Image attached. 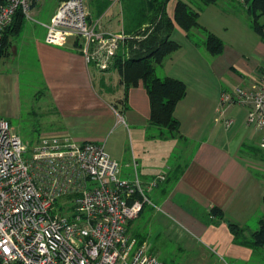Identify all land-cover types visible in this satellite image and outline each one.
I'll return each mask as SVG.
<instances>
[{
  "label": "crops",
  "instance_id": "obj_1",
  "mask_svg": "<svg viewBox=\"0 0 264 264\" xmlns=\"http://www.w3.org/2000/svg\"><path fill=\"white\" fill-rule=\"evenodd\" d=\"M176 1L168 2L172 17ZM227 2L216 0L203 7L200 28L191 30L195 38L176 24L172 38L180 47L157 67L159 76L187 84V93L174 110L179 122L175 135L160 136V127L150 124L152 103L142 81L125 94L123 78L102 46L103 38L126 37L122 18L115 24L108 9L91 18L102 38L88 53L73 33H65L60 44L46 42L45 24L56 4L50 19L41 22L42 28H27L30 42L25 39L19 53L14 39L22 32L24 17L20 32L11 38L9 52L0 55V60L11 52L27 60L23 53L32 46L43 83L39 96L51 115L43 137L103 143L120 163L121 177H138L169 219L187 232L181 236L199 242L203 257L212 252L219 259L240 260L248 257V251L255 254L251 235L264 218V136L246 122L250 101L231 104L223 112L220 104L223 92L257 88L264 72V39L253 28L247 5L243 4L250 19ZM29 19H34L32 14ZM207 31L224 42L220 53L212 54L205 46ZM103 63L108 68H102ZM22 65L30 69L26 61ZM0 78V117L7 118L3 105L12 78L5 74ZM226 119L231 120L229 125ZM159 176L164 178L150 187ZM229 221L244 229L243 240L250 244L234 240Z\"/></svg>",
  "mask_w": 264,
  "mask_h": 264
},
{
  "label": "built area",
  "instance_id": "obj_2",
  "mask_svg": "<svg viewBox=\"0 0 264 264\" xmlns=\"http://www.w3.org/2000/svg\"><path fill=\"white\" fill-rule=\"evenodd\" d=\"M43 1L0 0V46L17 11L30 18ZM45 26L47 43L73 33L85 53L102 38L87 0H62ZM124 38H103L110 62ZM249 101L246 122L264 136V72L254 91L223 92L220 111ZM145 191L138 177H121L103 143L44 136L30 148L0 117V264H165L129 233V223L153 204Z\"/></svg>",
  "mask_w": 264,
  "mask_h": 264
},
{
  "label": "trees",
  "instance_id": "obj_3",
  "mask_svg": "<svg viewBox=\"0 0 264 264\" xmlns=\"http://www.w3.org/2000/svg\"><path fill=\"white\" fill-rule=\"evenodd\" d=\"M170 0H123L124 33L111 66L121 74L125 84V94L131 86L143 82L149 91L152 103L150 124L160 127V136L175 135L179 122L174 116L177 102L187 93V84L172 76L161 77L157 73L164 58L180 47L172 38L175 25L181 26L189 37L191 30L200 28L199 16L203 7L216 0H202V5L193 7L186 0H177L173 17L167 6ZM249 12L253 17V28L264 39V0H246ZM108 1H97L98 15H101L111 4ZM24 20V14L18 10L13 23L5 30L0 55L9 52L12 37L16 36ZM205 46L212 54L220 53L224 42L216 34H206ZM221 218L220 209H215ZM130 224V223H129ZM229 228L236 242L249 243L245 239L244 229L237 223L229 221ZM129 226V225H128ZM251 246L254 250L264 248V218L258 230L251 235ZM250 244V243H249Z\"/></svg>",
  "mask_w": 264,
  "mask_h": 264
},
{
  "label": "rangeland",
  "instance_id": "obj_4",
  "mask_svg": "<svg viewBox=\"0 0 264 264\" xmlns=\"http://www.w3.org/2000/svg\"><path fill=\"white\" fill-rule=\"evenodd\" d=\"M61 1L62 0H44L31 12L34 19L25 17L26 19L22 32L14 39V45L19 47V53H21L23 48L24 40L27 39L30 34L27 28L29 27L31 29L32 25L42 28L41 22L50 19L49 16L55 8V5L57 4V8ZM87 1L91 11V18L93 19L97 17L99 13L97 9V1L99 0ZM103 1L111 3L107 8L108 16L115 20V24H118L122 18V26L124 28L125 13L123 0H101V2ZM186 1L195 8L203 4L202 0ZM227 1V4L235 6L243 13L244 19L251 18L247 8H245L243 4L234 0ZM194 36L196 37L195 34L192 35V37ZM27 42H30L29 39H27ZM25 53L27 60L24 57H18L12 52L8 58L1 59L0 75L5 74L12 78L7 87L6 99L3 105V108L8 112L6 119L10 122L14 132H16L31 148L43 137L42 135L45 133L44 129L48 127L47 123H49L51 115L48 113L49 106L46 105L45 100L39 96L43 83L41 74L38 71L37 60L32 46L26 49L23 54ZM24 61L29 64L30 69L27 70V68L22 65ZM20 62H22V64ZM1 83L0 78V86ZM4 90L5 88L2 87V93ZM145 190V193L149 196L153 204L146 203L140 216L130 222L128 226L129 233L135 237L134 239L138 244L146 241L148 252L156 255L165 264H208L207 262L214 264H264L263 247L256 250L253 256H251L252 253L248 251V257L244 256V258L240 260H237L238 258L233 259L229 257L219 259L218 256L212 252L205 253L206 256L203 257V248L200 246L199 242H196L192 237H190L191 239L189 240H185L181 236L185 230L172 222L168 215L164 213L160 206L161 202L156 196L153 195L151 191H148L147 188H145ZM185 233L187 232L185 231Z\"/></svg>",
  "mask_w": 264,
  "mask_h": 264
}]
</instances>
